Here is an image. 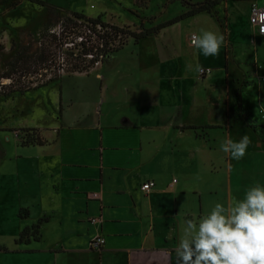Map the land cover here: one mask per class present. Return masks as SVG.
Here are the masks:
<instances>
[{
	"label": "crops",
	"instance_id": "1",
	"mask_svg": "<svg viewBox=\"0 0 264 264\" xmlns=\"http://www.w3.org/2000/svg\"><path fill=\"white\" fill-rule=\"evenodd\" d=\"M216 1L218 15L189 17L194 22L184 41L168 26L164 45L152 38L156 51L144 39L127 58L120 54L115 72L122 83L112 80L113 62L102 83L94 77L80 111L69 114L77 103L58 94L60 122L26 126L40 127L41 145L0 152L6 190L22 199L11 215L17 226L10 245L0 240V264H175L187 219L197 220L218 202L227 205L257 183L264 186V39L249 15L250 37L240 25L234 30L230 0L223 6ZM248 1L249 10L264 7V0ZM202 28L223 35L219 55L205 57L191 47V34ZM196 63L210 73L189 70ZM243 135L251 139L246 154L231 159L220 145ZM27 147L40 151L22 153ZM203 164L224 172L216 186L222 198L202 196L197 175ZM147 181L154 186L144 192ZM34 225L38 230L31 233ZM24 230L30 232L22 238ZM96 237L104 240L99 249L90 247Z\"/></svg>",
	"mask_w": 264,
	"mask_h": 264
},
{
	"label": "rangeland",
	"instance_id": "2",
	"mask_svg": "<svg viewBox=\"0 0 264 264\" xmlns=\"http://www.w3.org/2000/svg\"><path fill=\"white\" fill-rule=\"evenodd\" d=\"M40 1H43L45 5L41 6L28 0H0V76L5 72L8 62L13 58L14 53L20 47H28L29 52L34 51L36 47H38L40 30L43 23H46L48 18L46 10L51 7L55 8L60 14L66 15L71 12H77L89 18L100 17L105 22L118 25L131 32H140L170 20L191 8L192 4H198L204 0ZM225 1L223 2L222 0L221 6H223ZM228 3V17L232 19L230 24L232 23L233 29L236 30L235 27L240 25L242 34H246L247 37H250L249 25L244 18H247L249 15L248 11L251 2L248 0H230ZM216 8H218V6H213L210 9L211 15H218L216 14ZM219 9V12L223 11L222 7H219ZM226 19L227 17L225 16L224 20ZM52 20V22H50V28L57 31V25L61 18ZM192 22H194V18H187L168 27L167 30L174 35L177 40L184 41L186 39V32L190 29V27L187 26ZM164 34H166V30L162 29L156 35H150L144 38L151 43L149 46L150 51H156L158 48V43L152 39L153 37H157L160 43L159 45H164L162 37ZM138 42H134L133 39L129 38L122 50L112 55L106 63L97 65L88 73H74L68 75L65 72H61L62 68L50 72L47 71L44 72L46 73V79L56 73L61 77L60 80L57 83H50L46 87L31 90L24 96L12 94L9 97H0V152L2 150H6L7 152L9 149L13 150L17 145H33V140L36 138L42 140L43 137L40 127L26 126L39 125L49 128L50 126L56 125L57 122H60L62 111L61 109L57 111L54 107V105L56 106L57 104L58 94L66 92L65 98L64 94H62L66 103L69 102L71 98L77 103V108L75 109L73 107V109L68 112L69 114L83 109L84 104L82 103L85 94H87V92L89 93L90 89L95 88L93 85L95 82L94 77H96V83H102L101 77L105 74L104 70L112 66L113 62L112 80L115 81V84L122 83V78L120 77L121 72H115V68L117 65L118 67L122 66V63L120 62L118 64V62L122 58H127L132 51L135 50V46H137L135 44ZM133 44L135 46H133ZM120 54H123V56L119 61H116ZM90 73H93V75L85 78H80L81 76H79L90 75ZM249 77L251 78V76ZM260 80L264 81V78ZM9 83L10 80L0 78V91L8 87ZM71 108L72 107L68 109ZM68 115H66V117ZM50 134L51 132L47 131L44 137L48 138ZM20 150L22 153L34 155L40 151V148L27 147V151L23 148ZM214 156L215 154L212 155V157ZM2 163H0V165ZM2 169L3 168L0 169V240L9 246L10 242L8 237L11 236L10 232H13L17 226V221L11 218V215L14 214L13 210L22 199L19 193L13 192L14 190H10L11 192L6 190V184L3 183ZM223 179L225 180L224 172L218 170L217 167L213 170L211 166L209 167V164H203L201 175H197V180L201 182L203 187L202 196L204 198H209V192L211 196L217 193L219 197L222 198V188L219 190L216 186L222 184Z\"/></svg>",
	"mask_w": 264,
	"mask_h": 264
},
{
	"label": "trees",
	"instance_id": "3",
	"mask_svg": "<svg viewBox=\"0 0 264 264\" xmlns=\"http://www.w3.org/2000/svg\"><path fill=\"white\" fill-rule=\"evenodd\" d=\"M28 1L41 6L45 5L40 0ZM217 4L216 0H204L201 3L192 4L191 8L178 16L140 32H131L105 22L100 17L89 18L77 12L60 14L51 7L46 10L48 18L40 30L38 47L31 52L26 46L20 47L8 62L5 72L1 74L0 78L9 79L10 83L8 87L0 91V97H9L12 94L24 95L31 90L46 87L60 80L61 77L56 73L46 79L44 72L47 71L62 68L61 72L68 75L87 73L97 65L107 62L113 54L126 45L129 38L138 42L198 13L210 14V9ZM56 18H61L57 31L50 28V22ZM33 142L37 145L42 144L38 138ZM37 230L38 225L31 227V233ZM29 232L24 230L20 237H25Z\"/></svg>",
	"mask_w": 264,
	"mask_h": 264
},
{
	"label": "clouds",
	"instance_id": "4",
	"mask_svg": "<svg viewBox=\"0 0 264 264\" xmlns=\"http://www.w3.org/2000/svg\"><path fill=\"white\" fill-rule=\"evenodd\" d=\"M224 37L219 31L200 29L190 45L205 57L219 55ZM200 71L198 63L189 66ZM251 139L243 135L222 141L221 150L231 159H242ZM175 264H264V186L248 188L242 197L214 207L197 220L187 219L174 249Z\"/></svg>",
	"mask_w": 264,
	"mask_h": 264
},
{
	"label": "built area",
	"instance_id": "5",
	"mask_svg": "<svg viewBox=\"0 0 264 264\" xmlns=\"http://www.w3.org/2000/svg\"><path fill=\"white\" fill-rule=\"evenodd\" d=\"M249 24L254 29L255 33L264 39V7L252 4L249 10ZM209 68H200L199 75L210 73ZM9 80V79H8ZM154 186L153 181L144 182L141 185V189L144 192L149 191ZM104 243L101 237H96L90 242V247L93 249H99Z\"/></svg>",
	"mask_w": 264,
	"mask_h": 264
}]
</instances>
